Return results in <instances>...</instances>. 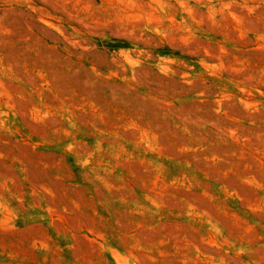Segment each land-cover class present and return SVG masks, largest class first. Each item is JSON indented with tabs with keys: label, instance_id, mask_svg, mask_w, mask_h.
<instances>
[{
	"label": "rangeland",
	"instance_id": "rangeland-1",
	"mask_svg": "<svg viewBox=\"0 0 264 264\" xmlns=\"http://www.w3.org/2000/svg\"><path fill=\"white\" fill-rule=\"evenodd\" d=\"M0 264H264V0H0Z\"/></svg>",
	"mask_w": 264,
	"mask_h": 264
}]
</instances>
